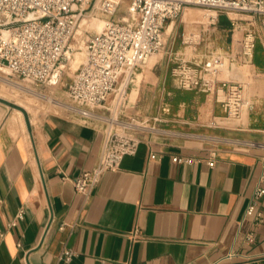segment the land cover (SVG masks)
<instances>
[{
  "label": "crops",
  "instance_id": "1",
  "mask_svg": "<svg viewBox=\"0 0 264 264\" xmlns=\"http://www.w3.org/2000/svg\"><path fill=\"white\" fill-rule=\"evenodd\" d=\"M263 19L195 20L201 28L192 41L177 40L176 19L169 20L163 50L170 60L153 104H169L170 112L159 113L175 133L148 134L88 193L76 191L73 178L97 164L105 131L56 113L35 124L0 96V264H264V198L261 222L245 215L264 155ZM249 31L256 43L245 63ZM212 53L246 67L249 102L240 118L217 126L208 120L225 110L214 95L179 88L172 75L173 55L200 61ZM142 79H132V101ZM177 154L195 161L175 162ZM66 249L74 251L70 261L60 257ZM229 251L235 254L224 257Z\"/></svg>",
  "mask_w": 264,
  "mask_h": 264
},
{
  "label": "built area",
  "instance_id": "2",
  "mask_svg": "<svg viewBox=\"0 0 264 264\" xmlns=\"http://www.w3.org/2000/svg\"><path fill=\"white\" fill-rule=\"evenodd\" d=\"M93 0H0V68L23 80L42 85L52 80V75L63 57L69 40L76 30L80 17L87 12ZM123 0H98L96 7L107 17L102 31L92 33L86 40L87 58L77 69L68 96L69 109L86 117H99L92 109L106 107L109 96L120 90L123 81L128 83L134 73L165 45V26L169 20L181 16L188 7L206 11L210 21L216 22L221 14H249L264 18V0H129L126 15L115 17ZM264 24V19H263ZM196 37V36H194ZM194 37H188L190 41ZM256 33L249 31L242 39L243 62H249L254 54ZM173 78L179 88L197 89L211 93L221 103L224 115H213L211 126L221 125L229 119H238L249 106L244 91V81L232 73L235 64H228L221 53H212L200 61H191L173 55ZM127 83V84H128ZM126 84V85H127ZM120 92L118 104L124 99ZM89 107L90 109H86ZM92 108V109H91ZM163 114L170 112L168 103L160 106ZM102 117V116H101ZM86 123L98 124L82 119ZM105 142L97 164L73 178L76 191L88 193L106 171L117 170L123 157L135 154L139 143L148 134H174L168 128L107 117ZM159 125L165 116L154 119ZM264 146V143H262ZM156 154H151L155 158ZM175 162H193L192 157L173 156ZM210 165L215 160L209 161ZM264 198V155L262 170L248 201L245 215L254 214L259 223L263 214L258 210ZM20 210L17 217H23ZM17 220L10 223L15 224ZM139 231L134 236H139ZM254 233L247 235L252 241ZM229 251L224 257H232ZM74 251L66 249L61 258L70 261ZM216 264V263H213Z\"/></svg>",
  "mask_w": 264,
  "mask_h": 264
},
{
  "label": "rangeland",
  "instance_id": "3",
  "mask_svg": "<svg viewBox=\"0 0 264 264\" xmlns=\"http://www.w3.org/2000/svg\"><path fill=\"white\" fill-rule=\"evenodd\" d=\"M128 2L129 0H123L121 2L115 17L118 18L126 15ZM97 3L98 0H93L88 6L87 12H84L80 17L78 26L72 34L65 53L59 61L50 82L37 85L13 75L7 68H0V96L9 99L14 107L22 109L35 124L45 115L56 113L80 119H88L104 128L107 124L110 125L107 121V117L116 116L120 118L124 115V117L131 122L139 121L140 123H147L148 125H154L156 123L158 127L171 129L164 125V123L159 125L158 122L154 121L157 115H162L160 114L162 112L160 109L162 104H158L159 106L155 109L156 106H154L153 103L159 95L160 75L166 70L170 60V54H166L163 49L155 54L153 60L143 65L132 76L131 79H133L138 72L143 73V79L138 85V95L135 100L132 101L130 98L134 87V81L130 79L129 83L125 86L126 92L123 96L124 99L119 104L118 98L120 90H116L108 98L107 106H109V108H91L99 117L89 118L80 113L73 112L68 108L69 104H72L68 96V86L79 66L87 58L86 40L89 35L98 32V21L100 19H107V16L96 7ZM84 17H88L89 23L83 27L82 20ZM184 18L186 21H182ZM195 20L204 21L205 23L210 22V19L206 16V11L199 7H188L184 10L183 15L176 18V21H174V28L177 30V40L191 37L192 33L198 35L201 23L194 22ZM194 38L197 40L196 37ZM188 44H190V42H188L187 45ZM187 50L189 49L187 48ZM78 54L81 56L82 61L80 60V62L77 63L78 65H76L75 58ZM236 67L237 69L234 70L232 74L238 75L244 81L246 79V67L242 68L238 65ZM33 90L36 92H32ZM164 103L167 102L164 101ZM85 108L90 109L89 107ZM159 110H161V112ZM209 121L210 120H208V123H210ZM173 130L177 129L173 128Z\"/></svg>",
  "mask_w": 264,
  "mask_h": 264
},
{
  "label": "bare ground",
  "instance_id": "4",
  "mask_svg": "<svg viewBox=\"0 0 264 264\" xmlns=\"http://www.w3.org/2000/svg\"><path fill=\"white\" fill-rule=\"evenodd\" d=\"M105 21L104 19H100L97 23V30L98 31H102L104 29V26H105ZM89 23V20H88V17H84L83 20H82V26L84 27V25H88ZM172 28V25H170L169 29L170 30ZM223 53V52H222ZM221 53V54H222ZM83 56V55H82ZM155 56V54L148 60V62L150 60H153V57ZM81 60V56L78 54L75 58V63L76 65H78L77 63H79ZM82 61V60H81ZM77 68V67H76ZM136 76V79H139L141 76H142V73L141 72H138L137 74H135ZM132 80V79H131ZM12 83V82H11ZM128 83V80H125L122 82L121 86H120V92H124L125 91V86L126 84ZM14 85V84H13ZM19 85V84H18ZM20 87V86H19ZM30 91V90H29ZM32 92H36V91H32ZM119 92V94H120ZM36 94V93H35ZM113 100V99H112ZM115 101V100H114ZM69 107V106H68Z\"/></svg>",
  "mask_w": 264,
  "mask_h": 264
}]
</instances>
